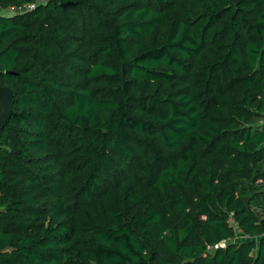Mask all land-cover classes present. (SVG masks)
I'll return each mask as SVG.
<instances>
[{
	"label": "trees",
	"instance_id": "trees-1",
	"mask_svg": "<svg viewBox=\"0 0 264 264\" xmlns=\"http://www.w3.org/2000/svg\"><path fill=\"white\" fill-rule=\"evenodd\" d=\"M0 86V264H264V0H0Z\"/></svg>",
	"mask_w": 264,
	"mask_h": 264
},
{
	"label": "water",
	"instance_id": "water-1",
	"mask_svg": "<svg viewBox=\"0 0 264 264\" xmlns=\"http://www.w3.org/2000/svg\"><path fill=\"white\" fill-rule=\"evenodd\" d=\"M14 106V91L8 86H0V130L8 122Z\"/></svg>",
	"mask_w": 264,
	"mask_h": 264
},
{
	"label": "rangeland",
	"instance_id": "rangeland-1",
	"mask_svg": "<svg viewBox=\"0 0 264 264\" xmlns=\"http://www.w3.org/2000/svg\"><path fill=\"white\" fill-rule=\"evenodd\" d=\"M3 12V11H2ZM245 239V236L242 235L240 232L237 233V236L236 238L232 241L234 243H239V242H242L243 240ZM230 241H226V242H223L221 244H219L218 246L216 247H211L210 248V252L211 253H214L219 247H226L227 244H229Z\"/></svg>",
	"mask_w": 264,
	"mask_h": 264
},
{
	"label": "built area",
	"instance_id": "built-area-1",
	"mask_svg": "<svg viewBox=\"0 0 264 264\" xmlns=\"http://www.w3.org/2000/svg\"><path fill=\"white\" fill-rule=\"evenodd\" d=\"M34 7H35L34 5H30V6L27 7V9L31 10V9H33ZM245 238H247V237H245Z\"/></svg>",
	"mask_w": 264,
	"mask_h": 264
}]
</instances>
